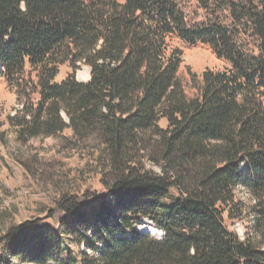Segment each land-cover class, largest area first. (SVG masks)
Instances as JSON below:
<instances>
[{"label":"trees","instance_id":"16d2710c","mask_svg":"<svg viewBox=\"0 0 264 264\" xmlns=\"http://www.w3.org/2000/svg\"><path fill=\"white\" fill-rule=\"evenodd\" d=\"M175 39L224 63L193 99ZM0 68L17 141L78 159L0 264H264V0H0Z\"/></svg>","mask_w":264,"mask_h":264},{"label":"rangeland","instance_id":"374dc122","mask_svg":"<svg viewBox=\"0 0 264 264\" xmlns=\"http://www.w3.org/2000/svg\"><path fill=\"white\" fill-rule=\"evenodd\" d=\"M194 8L195 3L192 2L187 10L190 12ZM171 46L182 52L183 64L178 75L185 93L193 99L198 93L196 83L201 81L203 72L207 69L220 71L224 63L208 47H190L177 39L172 41ZM2 71L0 68V73ZM70 73L72 69L68 65L61 68L57 81L61 82ZM90 75L91 69L86 65L76 71V78L82 83L88 82ZM18 107L15 93L0 77V212L15 205L21 214L31 218L38 216L37 207L49 201L56 188L71 187L72 181L67 179L65 172L78 159L74 157L69 162L66 156L58 154L55 140L51 138H38L27 145H21L15 130L9 127L7 121L9 116H15ZM146 227H142V230ZM235 229L240 235L244 234L242 226L237 225Z\"/></svg>","mask_w":264,"mask_h":264},{"label":"bare ground","instance_id":"6f19581e","mask_svg":"<svg viewBox=\"0 0 264 264\" xmlns=\"http://www.w3.org/2000/svg\"><path fill=\"white\" fill-rule=\"evenodd\" d=\"M146 229H147V231H150V230H151L152 232L155 231L152 227H147Z\"/></svg>","mask_w":264,"mask_h":264}]
</instances>
